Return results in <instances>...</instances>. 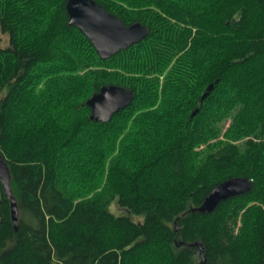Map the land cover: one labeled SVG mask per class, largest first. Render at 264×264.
Listing matches in <instances>:
<instances>
[{
	"label": "trees",
	"instance_id": "trees-1",
	"mask_svg": "<svg viewBox=\"0 0 264 264\" xmlns=\"http://www.w3.org/2000/svg\"><path fill=\"white\" fill-rule=\"evenodd\" d=\"M94 1L148 36L102 60L66 0H0V264H264V0ZM109 85L133 101L94 122Z\"/></svg>",
	"mask_w": 264,
	"mask_h": 264
},
{
	"label": "water",
	"instance_id": "water-1",
	"mask_svg": "<svg viewBox=\"0 0 264 264\" xmlns=\"http://www.w3.org/2000/svg\"><path fill=\"white\" fill-rule=\"evenodd\" d=\"M65 9L68 15V24L78 28L90 41L98 56L107 60L118 52L140 43L149 33L146 26L139 22L126 25L118 17L108 13L94 0H66ZM213 89L209 85L201 95V103ZM133 91L115 85L102 86L100 90L85 101L90 109V120L107 123L112 116L128 107L133 101ZM198 113L195 109L190 118ZM10 172L7 163L0 155V183L4 196L10 203L11 219L15 230L18 222V208L10 188ZM252 183L247 178H230L212 189L203 202L192 212L209 214L218 204L228 198L250 192Z\"/></svg>",
	"mask_w": 264,
	"mask_h": 264
},
{
	"label": "rangeland",
	"instance_id": "rangeland-1",
	"mask_svg": "<svg viewBox=\"0 0 264 264\" xmlns=\"http://www.w3.org/2000/svg\"><path fill=\"white\" fill-rule=\"evenodd\" d=\"M0 43L4 44V45L7 44V37L5 35H3L1 32H0ZM225 128H227V124H226ZM110 209L115 214H126V212L124 210L120 209L115 203H113L110 206ZM135 218H136L135 220H141V217H135Z\"/></svg>",
	"mask_w": 264,
	"mask_h": 264
},
{
	"label": "bare ground",
	"instance_id": "bare-ground-1",
	"mask_svg": "<svg viewBox=\"0 0 264 264\" xmlns=\"http://www.w3.org/2000/svg\"><path fill=\"white\" fill-rule=\"evenodd\" d=\"M0 155H1V154H0ZM1 156H2V155H1ZM233 178H235V177H233ZM229 179H230V178H229ZM221 183H222V182H221ZM218 185H219V184H218ZM215 187H216V186H215ZM211 191H212V190H211ZM211 191H210V192H211ZM231 198H232V197H231ZM228 199H229V198H228ZM226 200H227V199H226ZM202 202H203V201H202Z\"/></svg>",
	"mask_w": 264,
	"mask_h": 264
}]
</instances>
